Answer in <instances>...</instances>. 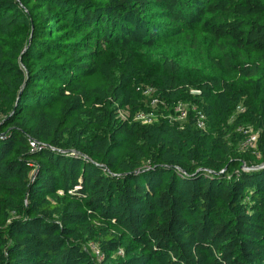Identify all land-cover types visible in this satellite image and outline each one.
Masks as SVG:
<instances>
[{
  "label": "trees",
  "instance_id": "16d2710c",
  "mask_svg": "<svg viewBox=\"0 0 264 264\" xmlns=\"http://www.w3.org/2000/svg\"><path fill=\"white\" fill-rule=\"evenodd\" d=\"M0 264H264V0H0Z\"/></svg>",
  "mask_w": 264,
  "mask_h": 264
},
{
  "label": "rangeland",
  "instance_id": "374dc122",
  "mask_svg": "<svg viewBox=\"0 0 264 264\" xmlns=\"http://www.w3.org/2000/svg\"><path fill=\"white\" fill-rule=\"evenodd\" d=\"M192 39L193 37L190 40L187 39L186 42L181 39L177 41L171 40L168 41L165 46H162L161 49L164 51H168L170 49H176L179 45H181L178 49L175 50V52L183 51L190 62L195 61L194 65L199 64L200 67L209 68V66H207L209 64V57H215L216 60L220 57L218 45L215 44L212 40L201 35L197 36V39L194 41ZM152 60L154 59L152 58ZM121 115L123 119L128 116V114L124 112L121 113ZM247 147L250 146L246 144L243 145V148Z\"/></svg>",
  "mask_w": 264,
  "mask_h": 264
},
{
  "label": "built area",
  "instance_id": "2783aa9c",
  "mask_svg": "<svg viewBox=\"0 0 264 264\" xmlns=\"http://www.w3.org/2000/svg\"><path fill=\"white\" fill-rule=\"evenodd\" d=\"M151 93H153L152 89H148L145 94L150 95ZM194 93H198L197 91H194ZM158 101L155 100L154 103H157ZM176 112L179 113V119L183 120L186 118L187 116V111H186V106L183 104L178 105ZM137 121L142 122L143 124H150L153 122L154 120V116L151 113H139L136 118ZM199 127L200 128H204L205 127V123H204V117H201L200 121H199ZM257 139L258 136L255 134H252V136L250 137V139L248 140L247 144L254 147L255 144L257 143ZM31 147H32V152L36 151L39 149L38 144L36 142L31 141L30 142ZM93 249H96L95 247H93Z\"/></svg>",
  "mask_w": 264,
  "mask_h": 264
}]
</instances>
